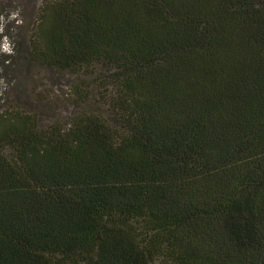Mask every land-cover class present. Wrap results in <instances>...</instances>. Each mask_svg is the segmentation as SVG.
<instances>
[{
	"label": "trees",
	"instance_id": "16d2710c",
	"mask_svg": "<svg viewBox=\"0 0 264 264\" xmlns=\"http://www.w3.org/2000/svg\"><path fill=\"white\" fill-rule=\"evenodd\" d=\"M30 41L83 109L0 113V264H264V0H47Z\"/></svg>",
	"mask_w": 264,
	"mask_h": 264
},
{
	"label": "rangeland",
	"instance_id": "374dc122",
	"mask_svg": "<svg viewBox=\"0 0 264 264\" xmlns=\"http://www.w3.org/2000/svg\"><path fill=\"white\" fill-rule=\"evenodd\" d=\"M46 1L0 0V113L23 109L34 112L41 123L70 124L83 109L71 89L87 76L33 59L31 28Z\"/></svg>",
	"mask_w": 264,
	"mask_h": 264
}]
</instances>
